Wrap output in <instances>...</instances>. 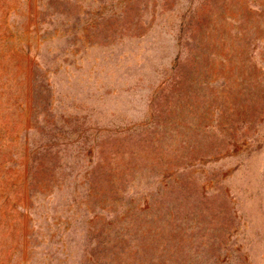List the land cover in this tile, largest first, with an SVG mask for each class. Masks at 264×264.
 I'll list each match as a JSON object with an SVG mask.
<instances>
[{
  "label": "rangeland",
  "instance_id": "obj_1",
  "mask_svg": "<svg viewBox=\"0 0 264 264\" xmlns=\"http://www.w3.org/2000/svg\"><path fill=\"white\" fill-rule=\"evenodd\" d=\"M0 264H264V0H0Z\"/></svg>",
  "mask_w": 264,
  "mask_h": 264
}]
</instances>
